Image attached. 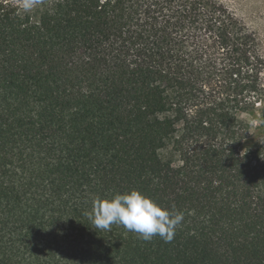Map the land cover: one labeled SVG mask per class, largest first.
Here are the masks:
<instances>
[{
  "label": "trees",
  "instance_id": "16d2710c",
  "mask_svg": "<svg viewBox=\"0 0 264 264\" xmlns=\"http://www.w3.org/2000/svg\"><path fill=\"white\" fill-rule=\"evenodd\" d=\"M138 190L173 239L94 228ZM0 264H264V48L220 0H0Z\"/></svg>",
  "mask_w": 264,
  "mask_h": 264
},
{
  "label": "clouds",
  "instance_id": "9594fccd",
  "mask_svg": "<svg viewBox=\"0 0 264 264\" xmlns=\"http://www.w3.org/2000/svg\"><path fill=\"white\" fill-rule=\"evenodd\" d=\"M24 12L32 11L40 0H18ZM94 228L110 230L112 224L123 226L145 241L159 236L170 242L177 226L184 220V213L169 211L138 190L116 194L111 199H97L92 211L85 213Z\"/></svg>",
  "mask_w": 264,
  "mask_h": 264
},
{
  "label": "rangeland",
  "instance_id": "374dc122",
  "mask_svg": "<svg viewBox=\"0 0 264 264\" xmlns=\"http://www.w3.org/2000/svg\"><path fill=\"white\" fill-rule=\"evenodd\" d=\"M260 38L264 48V0H220Z\"/></svg>",
  "mask_w": 264,
  "mask_h": 264
}]
</instances>
